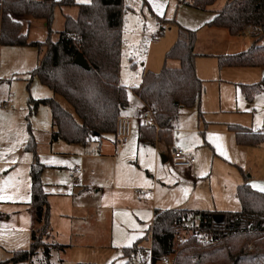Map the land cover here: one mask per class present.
<instances>
[{"label": "trees", "instance_id": "obj_1", "mask_svg": "<svg viewBox=\"0 0 264 264\" xmlns=\"http://www.w3.org/2000/svg\"><path fill=\"white\" fill-rule=\"evenodd\" d=\"M217 1L188 0L186 4L207 11ZM71 7L78 8V15H64V29L58 33L56 41L50 38L44 42L31 41L29 34L24 33L23 22L17 18L31 19L29 26L33 20L43 21L51 35L56 9ZM128 10L125 0H92L89 4H76V0H0V46L35 47L42 51L38 67L30 73L31 78H38L73 109L68 111L55 98L30 99L31 113H36L41 106L51 110L56 130L54 138L71 145L87 146L92 140L101 141L106 135H116L121 113L129 107L128 89L120 84ZM207 26L226 29L232 36L252 31V47L239 54L219 56L220 69L264 68V45L258 40L264 37V0H227ZM196 43L197 31L178 24V38L167 52L166 61H177L179 67L165 65L158 73L146 71L141 84L132 89L155 119L141 127L143 142L154 145L173 128L183 109L197 108L202 117L204 82L197 74ZM79 54L84 55L88 70L75 63ZM241 90L252 102L255 95L264 91V78L257 84L241 85ZM229 129L236 133L239 145L256 147L264 143L262 133H251L237 125ZM27 151L36 158L30 171V205L37 225L32 231L30 249L13 252L8 263L32 262L42 250L45 262L50 264L52 248L62 246L45 241L51 236L50 204L42 180L45 166L38 161L33 137ZM237 197L241 203L238 213L156 210L146 235L133 246L124 248L123 258L133 262L150 251L153 264L175 254V264H264V193L246 182L238 187ZM182 227L187 240L178 244V239L184 237ZM198 232L210 233L220 242L200 244ZM250 241H254L252 251L247 248Z\"/></svg>", "mask_w": 264, "mask_h": 264}, {"label": "rangeland", "instance_id": "obj_2", "mask_svg": "<svg viewBox=\"0 0 264 264\" xmlns=\"http://www.w3.org/2000/svg\"><path fill=\"white\" fill-rule=\"evenodd\" d=\"M91 2L92 0H76V4ZM223 2L226 0L218 1L216 6ZM125 4L130 10L125 17V42L120 76L125 86L133 89L136 84H141L143 69L155 73L163 69L166 54L176 40L171 46H169L170 42L174 38L176 39L178 31L177 26L169 20L175 19L182 26L184 25L181 21L192 23V25L195 22L190 14L185 13L188 10L181 6L178 7L175 0H125ZM64 15L76 17L78 8L56 9L51 35L43 21L33 20L29 26L28 21L31 19L17 18L23 22L24 33L29 34L31 41L44 42L49 38L52 41L58 39V33L64 29ZM163 17L165 20L161 22ZM203 34H198V44L200 45L198 50L200 51H203V46L207 44L206 40H208L207 36ZM153 37H156L158 41L154 42ZM240 42H250V37L242 38ZM41 58L42 51L35 47L0 46V198L12 197L11 188L16 186L17 179L20 180L19 187H25L26 179L28 180V170L25 164L31 163L34 158L32 152H27L32 137L36 142V152L41 164L58 163V165L68 167L65 171L51 170L48 172V180L51 185H54V191L63 190L65 185L69 186L73 182L74 171L72 169L79 165V160L74 155L67 156V159H54L53 156L46 155L51 147L48 142L52 127L51 111L49 108L41 106L36 113H31L30 99L44 100L53 97L49 88L44 87L38 78L32 79L30 76V73L38 67ZM130 59H134L137 64L135 68L130 64ZM205 63L208 66L210 64L209 61ZM167 66L177 67L178 62L168 61ZM217 86L219 87L220 84L209 85L205 104L201 107L202 117L206 124L204 120H200L196 109H185L179 116L178 128L182 131L178 139L185 143L186 150L193 155L197 162L191 170L176 169L171 162L174 149L168 148L165 144L161 145V153L158 157L154 147L146 145L138 150L132 146L133 141H131L126 146L124 155L134 156L119 159L117 174L119 177L123 175L122 178L129 183H117L114 187L112 184L114 161L105 157L100 159L101 152L95 145L91 147V155L97 156L86 161L82 179L96 182L99 185L98 188L102 194V212H100L98 223H92L94 218L91 220L88 218V220H84L85 222L80 223L77 219L64 217L65 207L63 206L66 199L57 200L53 197L50 202L51 236L45 241L62 247L52 248L50 264L120 263L122 248L111 244V215L112 210L119 205L121 194H136L137 198L144 200L138 192L143 189L154 190V196L157 197L164 209L196 208L194 210L222 211L220 209L223 207L225 209H235L236 207L237 211L241 210L236 197V187L246 177L251 182L264 183V143L258 147L235 151L231 147V139L217 132L216 127L220 123L217 119L221 117L237 119L247 123L243 126L254 130L264 129V93L259 94L251 104L245 100L242 94L235 93L233 89L235 87H231L230 98H226L227 96L224 94V103L220 112L218 110L220 95ZM223 89L227 92L224 85L222 91ZM57 98L65 109L73 111L62 97L58 96ZM198 141L201 145L198 144ZM114 142L115 139L108 137L104 143V153H106L104 155L115 153ZM164 156L169 158V162H163ZM239 168L243 169V174ZM98 173L100 175H97ZM122 185L131 187L132 192L124 193L121 190ZM97 190H93V192ZM3 208L6 212L2 217V234H0V264H11L8 263L11 258L10 252L29 250L31 239L30 234L17 238L18 231L15 229L25 224V217L18 215L19 217H16L17 224L14 226L10 220V215L15 217L11 212L14 206L7 203L3 205ZM184 230L185 228L182 227L181 236L185 235ZM73 231H78V235L73 234ZM88 234H100V238L95 235L97 240L94 238L89 241ZM219 242L218 239L212 243L200 244L217 245ZM253 245L254 241L248 243L249 251L253 250ZM176 257V254L170 257L173 264H175ZM142 263L153 264L150 251H146L136 261L130 262L127 259L123 264ZM26 264H47L43 251H39L33 262ZM156 264L164 263L159 261Z\"/></svg>", "mask_w": 264, "mask_h": 264}, {"label": "crops", "instance_id": "obj_3", "mask_svg": "<svg viewBox=\"0 0 264 264\" xmlns=\"http://www.w3.org/2000/svg\"><path fill=\"white\" fill-rule=\"evenodd\" d=\"M175 1H176V4L178 5V7L181 6L183 9L188 10L185 13L187 15L190 14V17L195 22L193 25H192V23H184L183 21H181V23L185 26V28L198 31L197 32V43L195 46V52H196V54H198V58L196 61V67H197V74H198L199 78L204 82V92H203L202 98H201V107H202V105L205 104V97H207L206 95L208 93V87H209V85H211L213 83H219L220 84L219 87L217 86L219 89V95H220L218 98L219 99L218 110H220V112L222 111V106L224 103L223 102L224 94H225V96H227L226 98H230L231 94L229 91H230L231 87H235V88H233L235 93L236 94L237 93L242 94L243 97L245 98V100L248 103L252 104L255 101L256 97L259 94L264 93V91H261L260 93L255 95L254 100L252 102H250L246 99L245 95L243 94V92L241 90V85H253V84H257V83L261 82L262 79L264 78V68H260V67H255V68H234V67H230V68L220 69L219 68V60H218L219 56L239 54L240 52L242 53V52H245L248 49H250L254 43V38L252 37V31L249 30L244 35L232 36L229 33V31L226 29L207 26V23H209L215 17L216 12L220 11L225 6L227 0H226V2H223L221 5L216 6L218 1H220V0H218L217 3L207 11H199V10H196V9L188 6L186 4V2L188 0H175ZM145 4H146V2H145ZM128 9L130 10V8H128ZM164 20H165V17H163L161 19V22H163ZM174 21H176V20L175 19L173 21L169 20V22L175 24ZM189 22H191V21H189ZM167 23H168V21H167ZM178 24H175L177 26V29H178ZM200 33H204L203 35H206L208 38V40H206L207 44L205 46H203V48H204L203 51L198 50V46L200 47V45L198 44V34H200ZM124 36H125V31H124V35H123V46H124V42H125ZM248 36L250 37V42H245V43L240 42L242 38H247ZM177 38H178V31H177L176 39L174 38V40H172L170 42L169 46H171L173 44V42H175V40L177 41ZM258 40L260 41L261 45H264V37L262 39L258 38ZM157 41H158V39H157ZM247 46H249V47H247ZM246 48H248V49L246 50ZM202 61H203V63H202ZM206 61H209V63H210L209 66L206 65V63H205ZM130 64L134 68L137 66L134 59H130ZM165 65H167V61L165 62ZM179 65L180 64L178 62V66L172 67V68H178ZM146 71H149V70L143 69L142 74H141L140 83L142 81V76ZM221 83L224 85V87L227 88V92L225 91V89H223V91H222L223 85ZM120 84H121V86L127 88L128 93H129V107H127L121 113V117L130 118L132 120V123H133L132 137H131V140L128 144L119 146L115 135H106L101 141L92 140L87 146L71 145V144L64 142L61 139L54 138V132L56 130L53 127V123H52L51 136H50V139L48 140L51 147H50V150L48 151L49 153H46V155H48V156L51 155L54 157V159H56V158L67 159L66 158L67 156L74 155L79 160V162H78L79 165L73 167L74 169H72L74 171L73 172L74 174L72 173L73 179H74L73 182H71V184L69 186L65 185L63 190H59L57 192L54 191V188H53L54 185H51L49 180H48V177H49L48 172L51 170L65 171L68 169V167H64L66 165H64V166L58 165V163H48V162L42 163L45 166V170H44V173L42 176V178H43L42 180H43L45 192L48 195L49 204H50V202H52L51 199L53 197L56 198L57 200L58 199H66L65 204L63 206V207H65V209H64L65 212L63 214H65L64 217H66L67 219H77L78 221H80V223H82V222H85L84 220H88V218L90 220L94 218L95 220H93L94 222L92 221V223L96 224V223H98V220H99L98 218L100 216V212H102V209H103V204L101 203L102 202V194L100 192V189L98 188L99 185L96 182L84 181V179H82L84 176V173H85L84 165H85L86 161L88 159H92V158H95L97 156V155H94V156L91 155L90 149L93 145H95V147L98 148V150L101 152L99 155L100 159H102V157H105L107 159L109 158V159L114 161L115 167H114V173H113V177H112V184L114 185V187L117 183H119V184H128L129 183L127 180H124L122 178L123 175L121 177H119L117 174H118V169H119L118 168L119 159L121 157L131 158L134 156L131 154L129 156L124 155L126 153L125 148L127 145H129L131 143V141H133L132 146L138 150L141 147H144L146 145L154 147L157 151L158 157H159V153H161L160 151H161V145L162 144H165L168 148H171L172 150L175 147L182 148L187 153L192 155L189 151L186 150L185 143L179 141V139H178V136L180 135V132L182 131V129L178 128L179 118H178L177 122L175 123V125L173 126V128L169 131H166V133H164V135L160 139H158L154 145H150V144L143 142L140 139V129L144 124H147V123H146V121H144L142 119V116L145 112L149 111V108L145 105V103H143L139 99V97L137 95H135V93L132 91L131 88L129 89L128 87L125 86L124 82L122 81L121 76H120ZM138 86H139V84L135 85V87H138ZM131 96H132V98H131ZM52 98L58 99L57 96L54 95V93H53ZM193 109L198 110L197 108H193ZM183 110H185V109H183ZM231 110H233V109H231ZM198 113H199V111H198ZM51 119H52V115H51ZM200 120H204V118L200 117ZM217 121L220 122L219 125L216 127L217 132L220 135L225 136L227 138L229 137L231 139V142H232L231 147L235 151H237V149H240V150L241 149H250V148H254V147L239 145L237 142L236 133L234 131H231V129H229L230 126H233V125L241 126L245 129H247L248 132L262 133L264 135V129L254 130L253 128L243 126V125H246L247 123L240 122L237 119H230V118L224 119V117H221V118L217 119ZM204 123H205V120H204ZM237 123H240L242 125L237 124ZM176 133H177V135H176ZM108 137L115 139V142H114L115 143V153L113 155H104V154H106V153H104V147H105L104 143L108 140ZM198 144L201 145V143L199 141H198ZM262 144H260V145H262ZM260 145H258V146H260ZM258 146H256V147H258ZM157 148H159V149H157ZM27 152H29V151H27ZM156 157H157V155H156ZM164 159H165V161H164ZM35 160H36V158L34 156L31 163L28 162L25 164V167L28 170V180L26 179L25 187L24 188L19 187V181L20 180L17 179L16 186L11 188L12 197L0 198V234H2V229H1V226L3 224L2 217L5 216L4 213L6 212L3 208V205L8 203V204H11L14 206V208L11 210V212H12L13 216L15 215V217H12L10 215V217H11L10 220L14 226L17 224L16 217L18 215H23V217H25V219H26L25 224H23V225H21V227H17L15 229L18 231L17 238H19L20 236L24 237V236L30 234V239H31L32 231L35 229V227L37 225L36 219H35L36 218L35 217V211L33 210L32 206L30 205L31 199H32V194H31L32 182H31L30 171H31V166L35 162ZM38 161H39V156H38ZM163 162H165V163L169 162V158L164 156ZM171 162H172V160H171ZM172 165H173V163H172ZM192 168L183 169V170H191ZM176 169H180V168H176ZM239 169L243 174V169L242 168H239ZM12 172L14 173L15 169L12 170ZM97 175H100V174L98 173ZM76 176H78L77 180L75 179ZM98 179H99V177H98ZM154 182L159 185L158 182H156V181H154ZM246 182L249 184L251 183L250 184L251 187L254 188L255 190H258V191L264 193V183L263 182H260V183L255 182V181L251 182L249 180V178L246 177V178H244V181L240 185H242ZM240 185H238L236 187V197H237V189ZM130 188L131 187L122 185L121 190L124 193L128 192V191L132 192ZM93 190H97V191L93 192ZM138 193L141 197L144 198V200L142 198H137L136 194H127V193L121 194L122 197L120 198L121 200L118 203L119 204L118 207H115L112 210V215H111V244L113 246L115 245V246H118L119 248H122V250L124 248H128V247L133 246V244L135 242H137L139 239L143 238L146 235L147 231L149 230V228L153 224L156 210H171V209H164L163 205H160L159 200L157 199V197L154 196V194H155L154 190H144L143 189V190H140ZM147 197H149V198L152 197V198H150V200H149V198H147ZM238 201H239V199H238ZM239 203H240V201H239ZM240 206H241V203H240ZM228 207H229V205H228ZM194 209H196V208H194ZM194 209L180 208L177 210H190V211H198V212H215V213H228V212L238 213L241 211V210L237 211L236 207H235V209H230V208L225 209V207H223L222 209H220L222 211H205V210H194ZM7 212H10V211H7ZM91 226H93V225H91ZM13 228H15V227H13ZM73 232H74L73 234L78 235V231H73ZM95 235L96 234H91V235L88 234L87 239L90 241L96 237L100 238V234H97L96 237H95ZM97 238H96V240H97ZM15 251L16 250L10 252L11 258L13 256V252H15ZM17 251H20V250H17ZM126 260L127 259L123 258V253H122V261L118 264H123ZM28 263H30V262H28ZM23 264H26V263H23ZM113 264H115V263H113Z\"/></svg>", "mask_w": 264, "mask_h": 264}, {"label": "built area", "instance_id": "obj_4", "mask_svg": "<svg viewBox=\"0 0 264 264\" xmlns=\"http://www.w3.org/2000/svg\"><path fill=\"white\" fill-rule=\"evenodd\" d=\"M153 41L157 42V38L153 37ZM142 119L146 121V123H153L155 120L151 110L145 112L142 116ZM132 129H133V123L130 118L127 117L119 118L117 122V130L115 135L119 146L126 145L130 142L132 137ZM172 163L176 168L189 169L192 168L193 165L196 163V159L182 148H174ZM75 179L77 180L78 176H76ZM197 235L200 243H212L216 241V239L210 233L207 232H198ZM185 242H186L185 237H181L177 241L178 244H184ZM162 262L164 264H173L170 257L164 258ZM142 264H147V263H142Z\"/></svg>", "mask_w": 264, "mask_h": 264}, {"label": "water", "instance_id": "obj_5", "mask_svg": "<svg viewBox=\"0 0 264 264\" xmlns=\"http://www.w3.org/2000/svg\"><path fill=\"white\" fill-rule=\"evenodd\" d=\"M75 63L81 67H83L84 69L88 70L89 69V65L84 57L83 54H79L75 60ZM165 161V159H164ZM217 219H220V216L217 217Z\"/></svg>", "mask_w": 264, "mask_h": 264}]
</instances>
